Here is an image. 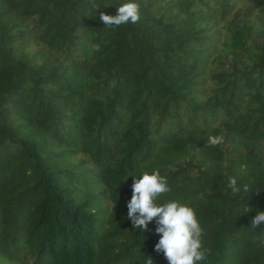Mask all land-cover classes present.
I'll list each match as a JSON object with an SVG mask.
<instances>
[{"label":"trees","instance_id":"16d2710c","mask_svg":"<svg viewBox=\"0 0 264 264\" xmlns=\"http://www.w3.org/2000/svg\"><path fill=\"white\" fill-rule=\"evenodd\" d=\"M122 2L0 0V264H167L126 217L152 169L156 202L195 212L198 264H264V0L99 20Z\"/></svg>","mask_w":264,"mask_h":264},{"label":"clouds","instance_id":"9594fccd","mask_svg":"<svg viewBox=\"0 0 264 264\" xmlns=\"http://www.w3.org/2000/svg\"><path fill=\"white\" fill-rule=\"evenodd\" d=\"M138 18L137 0H123L115 6L114 15L104 12L99 14V20L106 26L135 23ZM221 139L219 135H209L206 143L215 145ZM130 177L131 196L126 201V217L133 227H138L141 232L147 229L149 222L154 224L157 240L153 245V251L162 252L167 264H198L204 261L206 249L201 247L202 229L193 208L177 200L156 202L159 194L170 190L165 178L156 169ZM227 187L231 192L237 193L247 191L249 185L247 183L237 185L236 178L229 176ZM247 208L248 205L245 210ZM260 223H264V211H257L251 218L253 227ZM144 264H153L152 258L147 256Z\"/></svg>","mask_w":264,"mask_h":264}]
</instances>
